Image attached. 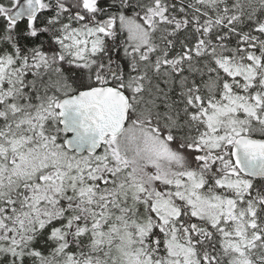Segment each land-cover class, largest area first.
Segmentation results:
<instances>
[{"label": "snow or ice", "instance_id": "6c2138e0", "mask_svg": "<svg viewBox=\"0 0 264 264\" xmlns=\"http://www.w3.org/2000/svg\"><path fill=\"white\" fill-rule=\"evenodd\" d=\"M0 264H264V0H0Z\"/></svg>", "mask_w": 264, "mask_h": 264}]
</instances>
